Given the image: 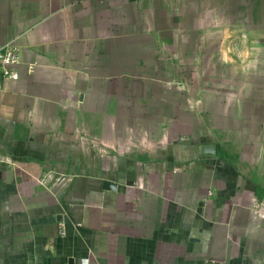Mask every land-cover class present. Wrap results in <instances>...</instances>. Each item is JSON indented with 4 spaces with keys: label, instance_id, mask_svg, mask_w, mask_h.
<instances>
[{
    "label": "crops",
    "instance_id": "obj_1",
    "mask_svg": "<svg viewBox=\"0 0 264 264\" xmlns=\"http://www.w3.org/2000/svg\"><path fill=\"white\" fill-rule=\"evenodd\" d=\"M233 22L226 0L0 1V264H264Z\"/></svg>",
    "mask_w": 264,
    "mask_h": 264
},
{
    "label": "rangeland",
    "instance_id": "obj_2",
    "mask_svg": "<svg viewBox=\"0 0 264 264\" xmlns=\"http://www.w3.org/2000/svg\"><path fill=\"white\" fill-rule=\"evenodd\" d=\"M226 1L228 20L234 21V24H232L234 25V29L240 32L239 38L237 40L234 38L231 43L232 52L235 53L233 57L240 64L247 63L248 68H251L253 71L251 75L252 79H250L249 83L252 85L245 87L246 89H243L242 92L246 97L258 99V102L251 109L252 112H255V118H252L253 115L250 114V117L244 120V129H250L254 134V129L259 131L260 121L264 125V122H262L264 121V118H262L264 117V0H252L251 2L249 0ZM248 1L250 3L245 4ZM217 4L219 5V1ZM230 4L232 8H230ZM241 4L244 7H240ZM217 9L218 14H224L222 7L219 8L218 6ZM238 20L240 21L235 23ZM248 36L253 38L252 43L248 42ZM220 73L222 72L219 71L218 74ZM203 79L204 77L201 76V78L197 79V83L201 84ZM209 80L212 82V78ZM154 107L158 108V105L154 104ZM258 116H260L259 119ZM256 131L255 134L258 133Z\"/></svg>",
    "mask_w": 264,
    "mask_h": 264
},
{
    "label": "built area",
    "instance_id": "obj_3",
    "mask_svg": "<svg viewBox=\"0 0 264 264\" xmlns=\"http://www.w3.org/2000/svg\"><path fill=\"white\" fill-rule=\"evenodd\" d=\"M18 63V50L15 46L8 44L0 48V78H13L14 66Z\"/></svg>",
    "mask_w": 264,
    "mask_h": 264
},
{
    "label": "water",
    "instance_id": "obj_4",
    "mask_svg": "<svg viewBox=\"0 0 264 264\" xmlns=\"http://www.w3.org/2000/svg\"><path fill=\"white\" fill-rule=\"evenodd\" d=\"M202 152L206 154H215L216 147L214 145H205L202 147ZM115 185L109 182H103V188L114 189Z\"/></svg>",
    "mask_w": 264,
    "mask_h": 264
}]
</instances>
